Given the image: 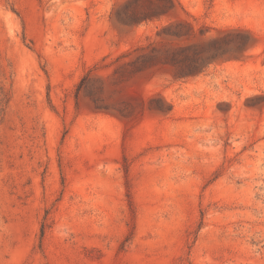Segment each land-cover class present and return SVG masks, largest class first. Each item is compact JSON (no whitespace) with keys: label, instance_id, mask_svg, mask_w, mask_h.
Wrapping results in <instances>:
<instances>
[{"label":"rangeland","instance_id":"374dc122","mask_svg":"<svg viewBox=\"0 0 264 264\" xmlns=\"http://www.w3.org/2000/svg\"><path fill=\"white\" fill-rule=\"evenodd\" d=\"M175 2L0 0V264H264V0Z\"/></svg>","mask_w":264,"mask_h":264},{"label":"trees","instance_id":"16d2710c","mask_svg":"<svg viewBox=\"0 0 264 264\" xmlns=\"http://www.w3.org/2000/svg\"><path fill=\"white\" fill-rule=\"evenodd\" d=\"M149 3L153 7L142 10L134 7L131 12H127V10L125 11L126 13L119 14L120 20L129 24L140 23L142 21L159 18L176 8L175 0H149ZM173 26L174 24H170L164 29H172ZM183 27L191 29L192 25L189 22H180L175 25L173 34L178 37L190 36L189 32H183ZM221 39L216 36L202 43L180 45L171 50H167L162 57L153 53L144 54L141 61L142 66L151 64L158 58V60H164V62L181 67L187 74L201 71L208 63L225 53L226 49L221 45Z\"/></svg>","mask_w":264,"mask_h":264}]
</instances>
